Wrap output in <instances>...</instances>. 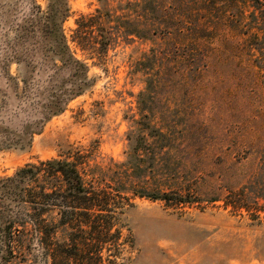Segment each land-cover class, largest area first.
<instances>
[{"label": "rangeland", "instance_id": "obj_1", "mask_svg": "<svg viewBox=\"0 0 264 264\" xmlns=\"http://www.w3.org/2000/svg\"><path fill=\"white\" fill-rule=\"evenodd\" d=\"M32 1L41 11L48 4L0 0V127L9 130L29 116L23 98L15 96L13 80L21 87L22 77L43 74L40 58L27 57L25 45H15L14 22L29 12ZM124 1L67 0L66 37L70 39L80 14ZM258 2L264 8V0ZM226 9L217 6L203 14L214 28L204 33L211 37L204 38L199 50L191 41L173 37L155 41L160 57L155 79L161 86L152 112L143 114L137 95L145 82L134 66L149 52V41L119 40L99 58H89L69 41L75 56L87 63L92 85L48 119L29 147L0 149V175L56 157L69 145L90 149L95 163L115 169L113 164L126 159L128 134L135 135L137 121L145 125L153 119L171 130L172 163L168 169H150L139 184L191 203L135 197L131 206L125 204L119 224L126 243L119 263L264 264V214L255 220L245 211H228L220 199L212 201L245 185L259 170L264 149V36L248 40L243 33L247 23L263 28L264 22L257 24L263 16L247 5ZM14 51L19 60L11 58ZM164 65L171 68L170 75L163 73Z\"/></svg>", "mask_w": 264, "mask_h": 264}, {"label": "trees", "instance_id": "obj_2", "mask_svg": "<svg viewBox=\"0 0 264 264\" xmlns=\"http://www.w3.org/2000/svg\"><path fill=\"white\" fill-rule=\"evenodd\" d=\"M32 4L29 12L14 22L15 45L24 44L27 57L34 54L40 58L43 74L22 77L21 87L13 80L15 96L23 98L29 116L18 128L0 127V149L29 147L48 119L92 85L87 63L75 56L69 41L89 58L104 57L117 41L134 38L149 41L152 47L158 38L191 41L199 50L204 38L211 37L204 33L214 28L203 14L217 6L230 11L247 5L263 16L257 24L264 22V8L258 0H126L112 9L102 7L80 14L68 39L63 28L69 16L67 0H48L44 11L34 1ZM243 33L248 40L259 41L264 27L247 23ZM152 47L134 66L145 82V90L137 95L141 114L152 112L161 86L155 79L160 57ZM17 56L14 51L11 58ZM162 68L170 75V67ZM137 124L135 135L128 134L131 143L126 159L113 164L115 169L95 163L90 149L69 145L56 157L26 162L11 174L0 175V264H120L126 239L119 216L125 204L131 206L135 197L191 203L185 197L139 184L150 169L170 167L172 139L168 125H156L153 119ZM219 199L232 213L245 211L252 219L261 218L264 149L259 170L242 187L228 189L212 201Z\"/></svg>", "mask_w": 264, "mask_h": 264}]
</instances>
